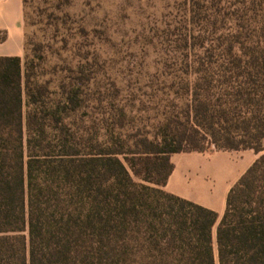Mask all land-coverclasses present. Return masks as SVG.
Returning <instances> with one entry per match:
<instances>
[{"label": "trees", "instance_id": "1", "mask_svg": "<svg viewBox=\"0 0 264 264\" xmlns=\"http://www.w3.org/2000/svg\"><path fill=\"white\" fill-rule=\"evenodd\" d=\"M168 24L159 63L182 101L153 135L123 137L116 81L90 125L84 63L52 90L0 56V264H264V0H177ZM210 148L261 153L221 218L164 188L172 153ZM138 155L159 156L163 177L137 180Z\"/></svg>", "mask_w": 264, "mask_h": 264}, {"label": "rangeland", "instance_id": "2", "mask_svg": "<svg viewBox=\"0 0 264 264\" xmlns=\"http://www.w3.org/2000/svg\"><path fill=\"white\" fill-rule=\"evenodd\" d=\"M176 2L25 0L23 69L27 65L34 67L38 80L49 82L52 90H57L69 73V66L84 63L96 75L88 103L93 120L90 125L102 119L107 107L106 101H100L102 92L106 88L113 90L112 83L116 81L123 87L124 101L132 109L123 137L130 139L138 128L141 133L153 135L164 113L182 101L170 83L165 84L159 63L164 40L160 35L169 22H174ZM82 116L86 117V112ZM136 158L133 162L141 175L135 173L133 162L126 163L137 180L147 182L144 174L152 179L163 177L159 156ZM147 166L152 172H144Z\"/></svg>", "mask_w": 264, "mask_h": 264}, {"label": "crops", "instance_id": "3", "mask_svg": "<svg viewBox=\"0 0 264 264\" xmlns=\"http://www.w3.org/2000/svg\"><path fill=\"white\" fill-rule=\"evenodd\" d=\"M0 56H23L26 46L25 1L0 0ZM261 153L254 149L182 151L171 154L174 165L164 188L215 210L221 218L230 189Z\"/></svg>", "mask_w": 264, "mask_h": 264}]
</instances>
